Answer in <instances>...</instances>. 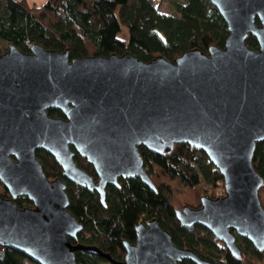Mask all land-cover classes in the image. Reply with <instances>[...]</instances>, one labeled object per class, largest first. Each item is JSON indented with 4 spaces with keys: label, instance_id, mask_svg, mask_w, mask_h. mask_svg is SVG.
I'll use <instances>...</instances> for the list:
<instances>
[{
    "label": "water",
    "instance_id": "water-1",
    "mask_svg": "<svg viewBox=\"0 0 264 264\" xmlns=\"http://www.w3.org/2000/svg\"><path fill=\"white\" fill-rule=\"evenodd\" d=\"M209 2L228 37L207 55L189 50L175 62L145 63L130 53L70 59L68 50L8 46L0 56V182L10 198L0 197V246L35 264H77L76 252L108 264H212L175 246L156 219L136 227L121 262L72 244L83 226L68 212L66 185L48 180L35 155L50 154L66 181L96 192L104 205L106 188L118 187V179L137 178L156 190L140 147L162 154L185 144L219 171L224 197L176 211L180 226H201L235 258L236 237L264 252V180L252 165L256 144L264 142V0ZM249 36L258 50L247 47ZM48 109L63 118L49 117ZM75 155L92 166L96 181ZM23 196L32 208L14 204Z\"/></svg>",
    "mask_w": 264,
    "mask_h": 264
},
{
    "label": "trees",
    "instance_id": "trees-1",
    "mask_svg": "<svg viewBox=\"0 0 264 264\" xmlns=\"http://www.w3.org/2000/svg\"><path fill=\"white\" fill-rule=\"evenodd\" d=\"M174 9V15L160 14L158 4L152 0H47L40 7L30 6L26 0H0V55L10 44L23 53L37 44L50 51L68 50L70 59L130 53L148 63L157 57L175 62L189 50L207 55L210 47H224L227 26L209 0L175 2ZM121 24L127 28V42L118 38ZM246 45L258 50L252 36ZM47 114L63 118L55 109H49ZM139 152L156 190L137 178L118 179V187L106 188L103 205L96 192L66 181L52 156L36 151L47 179L59 178L65 183L68 212L83 226L72 244L95 246L121 262L126 253L124 243L133 244L136 240V227L156 219L175 246L212 264H264V252L256 251L246 239L236 237L241 254L235 258L201 226L184 229L176 220V211L184 207L198 209L204 197H224L216 188L222 177L203 152L185 144L162 154H153L143 147ZM74 161L97 180L86 160L76 155ZM252 165L264 180V142L256 144ZM0 197L10 198L1 182ZM258 197L264 209V184ZM13 202L18 208L33 207L25 196ZM75 260L77 264L107 263L84 252H76ZM0 264L35 263L20 252L0 246ZM180 264L193 263L182 260Z\"/></svg>",
    "mask_w": 264,
    "mask_h": 264
},
{
    "label": "rangeland",
    "instance_id": "rangeland-1",
    "mask_svg": "<svg viewBox=\"0 0 264 264\" xmlns=\"http://www.w3.org/2000/svg\"><path fill=\"white\" fill-rule=\"evenodd\" d=\"M28 3H30V6L40 7L46 4L47 0H26ZM153 2L158 4V11L160 14L165 15H174L175 9H174V3L175 2H182L184 0H152ZM121 31L118 34V38L124 41H128V32L127 28L121 24ZM7 52V51H6ZM5 52V53H6ZM73 150V149H72ZM76 156V155H75ZM37 159V158H36ZM83 159V158H82ZM85 160V159H84ZM75 162V161H74ZM42 167V166H41ZM43 170V169H42ZM145 172H148L147 169L144 168ZM151 178V175H148ZM49 180V179H48ZM55 180V179H54ZM53 181V180H50ZM216 188L221 193L222 196H224L223 192V183H216ZM9 199V198H8ZM102 264H108V263H102Z\"/></svg>",
    "mask_w": 264,
    "mask_h": 264
},
{
    "label": "flooded vegetation",
    "instance_id": "flooded-vegetation-1",
    "mask_svg": "<svg viewBox=\"0 0 264 264\" xmlns=\"http://www.w3.org/2000/svg\"><path fill=\"white\" fill-rule=\"evenodd\" d=\"M7 51H8V49H7ZM29 53V52H28ZM5 54V53H4ZM1 56V55H0ZM49 110V109H48ZM47 110V111H48ZM56 110V109H55ZM47 111H46V113H47ZM48 115V114H47ZM49 116V115H48ZM50 117V116H49ZM55 119H57V118H55ZM37 151V150H36ZM43 151V150H42ZM35 154H36V152H35ZM50 155V154H49ZM51 156V155H50Z\"/></svg>",
    "mask_w": 264,
    "mask_h": 264
},
{
    "label": "crops",
    "instance_id": "crops-1",
    "mask_svg": "<svg viewBox=\"0 0 264 264\" xmlns=\"http://www.w3.org/2000/svg\"><path fill=\"white\" fill-rule=\"evenodd\" d=\"M28 4H30V3H28Z\"/></svg>",
    "mask_w": 264,
    "mask_h": 264
}]
</instances>
